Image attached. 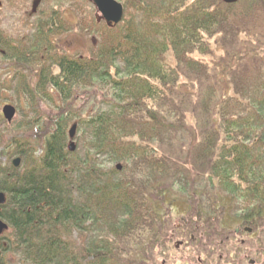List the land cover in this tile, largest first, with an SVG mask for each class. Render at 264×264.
<instances>
[{
  "label": "trees",
  "instance_id": "1",
  "mask_svg": "<svg viewBox=\"0 0 264 264\" xmlns=\"http://www.w3.org/2000/svg\"><path fill=\"white\" fill-rule=\"evenodd\" d=\"M66 1L38 0L30 33L0 22V264H171L169 241L184 229L203 241L197 262L205 240L229 230L217 205L232 207L235 226L263 229L264 95L229 94L215 47L264 0H119L118 25L85 0L93 15L79 29L98 36L85 57L57 41L76 11ZM176 189L187 213L171 230L162 209Z\"/></svg>",
  "mask_w": 264,
  "mask_h": 264
},
{
  "label": "rangeland",
  "instance_id": "2",
  "mask_svg": "<svg viewBox=\"0 0 264 264\" xmlns=\"http://www.w3.org/2000/svg\"><path fill=\"white\" fill-rule=\"evenodd\" d=\"M13 1L15 2L14 4L11 3L12 1L9 3V0H0V3H6L4 4V10L2 11L0 9V13L2 15V20H0L1 26L3 29L9 31V34L15 37L21 34L30 33L31 26L29 25V21L26 20L25 12L31 11L33 5L38 3V0ZM67 1L75 4L74 7L76 11L70 10V7H65L68 9L66 12V17L72 24L71 31L68 34L58 38L57 41H60L61 44L67 47L68 52L71 54H79L83 57L89 56L98 43V36L89 35L88 32L82 31L79 28L83 16H86L85 19L87 20L88 15H93L92 12L94 4L91 6L85 0ZM8 3L10 4L9 6ZM238 7L237 10L235 9V12H238L241 9V6ZM86 13L87 15H85ZM230 28L231 29L228 35L223 37L225 50H221L222 47H219L221 48L219 49L217 46H214L216 48L215 59L218 63L220 60L223 63L221 71L223 70L224 75L226 76L229 94H237V97H240L241 99H243L245 96L247 99V97H251L253 95V90L258 88V91H261L262 95H264V9L262 12L258 13L254 19L249 18L248 20H244L243 18L241 19L234 17L232 19ZM232 52L236 54V57L230 60L229 55ZM236 90L238 93H236ZM258 96L260 95L258 94ZM252 100H255V98L252 97ZM5 105L14 106L11 104V102L4 103V105L1 107L2 115V109ZM16 115L18 117V114ZM0 155V159L5 162V157L2 156L6 155V152L0 149ZM15 159L16 158L13 160ZM187 198L188 196L186 193H182L177 189L174 192L168 194L165 203L167 205L163 207L162 214L166 220H164L166 227L169 229H175L176 225L181 224V220L185 218V214L187 213V203L184 199ZM225 203L228 204L230 202L229 200H225L223 206L227 205ZM217 206V209H214V216H217V218L221 219L226 216L227 219L224 218L227 222L226 225L228 224L232 227L231 233L235 235V221L232 220L231 214L228 213L232 207L226 209L221 205ZM262 230H264V228L261 230L255 229V231H258L256 239L259 240L260 246L264 245V231ZM184 240L185 238L180 236L173 237L171 241H169L167 249L170 248V250L168 249L169 252L165 258H169L168 261L171 262V264L196 263V260L193 259L191 252L189 253L187 251L184 253L182 251L185 249V247H182L181 250L177 249L176 242H180L181 244V241ZM198 256V254L195 255V257ZM159 257H161V255ZM159 261L161 262L162 258H160ZM225 261L231 262L230 259H225ZM256 261L258 264H264V255L258 256Z\"/></svg>",
  "mask_w": 264,
  "mask_h": 264
},
{
  "label": "flooded vegetation",
  "instance_id": "3",
  "mask_svg": "<svg viewBox=\"0 0 264 264\" xmlns=\"http://www.w3.org/2000/svg\"><path fill=\"white\" fill-rule=\"evenodd\" d=\"M184 219L185 218L182 220ZM184 222L185 224L187 223L186 221ZM226 223L225 220V224ZM176 227L179 230L183 229L182 224H177ZM228 227V232L222 233L220 238H215L214 241L205 240V245L199 248L200 255L197 257V262L193 264H258L256 260L258 256L264 255V245L260 246L259 240L256 239L258 233V231H255L256 228L245 226L241 223L235 226V235H233L231 233L232 227L230 225H228ZM183 235L185 240L184 242L181 241V244L180 242L176 243V247L180 244L177 249L185 247V249L182 250L184 253L187 251L189 253H195L196 247L194 248L193 244H198L201 240L196 238L195 233L185 231V229ZM201 235H204V233H201ZM201 243H203V241H201ZM188 244L192 246H187ZM225 259H230L231 262L225 261Z\"/></svg>",
  "mask_w": 264,
  "mask_h": 264
},
{
  "label": "water",
  "instance_id": "4",
  "mask_svg": "<svg viewBox=\"0 0 264 264\" xmlns=\"http://www.w3.org/2000/svg\"><path fill=\"white\" fill-rule=\"evenodd\" d=\"M225 4H236L239 0H221ZM98 10L101 17L105 20V22L108 25H118L122 22L125 10L122 5L117 0H90ZM4 118L7 120V122L11 123L15 116H16V108L12 105H5L2 109ZM76 135V126H73L70 131V138L73 140ZM70 150H75V144L72 142L70 145ZM20 159H15L13 161V165L15 167L20 166ZM6 203V195L4 193H0V206L4 205ZM8 225L4 223L0 219V236L3 235L8 230ZM180 244L177 245L179 247Z\"/></svg>",
  "mask_w": 264,
  "mask_h": 264
}]
</instances>
